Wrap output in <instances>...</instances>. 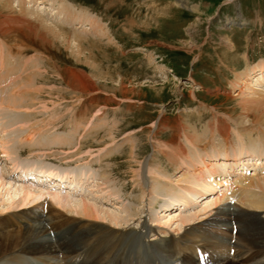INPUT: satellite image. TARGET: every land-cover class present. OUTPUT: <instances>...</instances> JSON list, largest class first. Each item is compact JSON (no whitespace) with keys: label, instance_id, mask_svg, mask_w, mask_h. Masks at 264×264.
Here are the masks:
<instances>
[{"label":"rangeland","instance_id":"rangeland-1","mask_svg":"<svg viewBox=\"0 0 264 264\" xmlns=\"http://www.w3.org/2000/svg\"><path fill=\"white\" fill-rule=\"evenodd\" d=\"M26 2L19 5V0H0V26L21 33L15 41L20 44L17 51L12 48L7 50L8 53L3 46L0 136L20 134V146L33 150L14 161L16 157L9 155L8 159L0 147V213L17 210L16 204H11L18 201L21 188L34 191L39 188L53 195L59 194L69 205L65 211L59 210L46 194L39 205H45L42 212L43 218H47L45 242H51L58 252V247L64 249V258L58 253L53 259L25 254L22 257L28 261L24 264H87L88 260H91L90 264H118L114 260L116 255L109 259L111 261L104 259L103 252L97 257L94 253L101 239L92 237L94 242L83 241L88 235H98L106 243L114 242L119 248L117 254L122 257L136 252L144 256L151 248L155 250V244L163 245L159 240L163 235L208 247L203 236L201 238L196 232V227H203L200 223L206 224L208 233L205 236L208 234L210 239L215 236L225 245L220 252L224 254V260L218 264L263 261L264 246L259 245L264 242V209L257 217H252L247 211H241L238 202L229 198L222 206L205 210L210 202L203 203L204 200L193 191L182 192L175 185L182 180L185 169L175 167L170 156L183 150L187 152L190 147L186 139L190 138L198 142L199 148L204 147L203 151L198 149L199 152L219 154L217 160L223 158L224 148H228L229 154L242 150L243 155H249L246 160L255 157V149L264 156V87L257 92L254 88L258 85L250 79L264 72V0ZM40 5L47 6L48 11L38 14ZM63 7L71 11L70 18L65 12L63 14ZM41 24H47L45 26L50 30L42 28ZM64 70L70 76L84 75L94 84L95 90L88 93L89 98L66 86L61 78ZM247 80L248 85H245ZM250 100L259 103L252 105ZM4 116H11L9 125L3 120ZM158 122L157 132L151 138ZM221 125L228 128L227 133L218 130ZM2 128L7 135L1 133ZM31 129L35 131L33 139L28 136ZM226 135L228 143L223 141ZM238 135H241V142ZM10 159L17 164L12 165ZM232 160L226 163H238L236 159ZM13 166L19 168L17 171L21 170V175L12 170ZM29 168L44 171L51 168L46 171L58 173L57 177L66 180V187L73 182L79 192L70 193L66 190L68 187L61 186L38 187L31 179H21L22 171H29ZM220 168L223 171L224 167ZM225 168L227 170L229 165ZM149 169L153 174H147ZM10 172L16 174L9 176ZM238 172L247 179L253 170H245L240 165L234 168V176ZM93 177L97 180L94 178L84 187L96 188L98 192L80 195L79 185ZM191 177L186 175L187 179L177 184L191 187L201 196L209 194L202 193L203 185H193L195 181ZM220 178L224 176L220 175ZM253 187L252 193L248 191L251 194L247 192L244 197L252 201L243 199V202L257 205L263 200L264 206V184ZM81 202L98 208L97 224L82 221L73 213ZM30 205L19 208L25 210ZM51 207L56 211L49 210ZM223 207L239 213L238 219L232 222L237 225L228 226L229 230L234 227L237 231L238 228L236 235L220 222H217L219 226L208 224L211 220L206 219L205 213L212 215ZM18 216L12 217L0 230V235L9 234L0 238V257L12 251L19 242L21 228L36 223L26 218L20 220ZM190 218L189 223L181 221ZM113 220L118 224L114 225ZM143 224L148 230L142 228ZM189 229L192 236H186ZM76 230L80 232L79 237H75ZM63 233L71 240L67 241ZM143 233H147L144 239L140 237ZM153 237L158 243L152 244ZM11 239L15 241L11 242ZM2 243H6L5 248ZM235 248H240L244 254V248H251L258 256H252L255 261L240 262ZM76 250L78 253L72 255L83 254L77 258L83 261L81 263H76L72 255L71 259L67 257V251ZM184 255L179 253L181 259ZM260 255H263L262 259ZM65 260L69 262L61 263ZM182 260L187 264L188 255ZM9 262L4 260L0 264ZM158 262L175 264L171 259L168 262L158 259Z\"/></svg>","mask_w":264,"mask_h":264},{"label":"bare ground","instance_id":"bare-ground-1","mask_svg":"<svg viewBox=\"0 0 264 264\" xmlns=\"http://www.w3.org/2000/svg\"><path fill=\"white\" fill-rule=\"evenodd\" d=\"M26 1L27 0H19V3L18 4L19 5H24V3ZM26 3H28V2H26ZM65 6H67V4ZM39 7H40V9L38 8L39 9L38 10V14H39V12L41 13V12H44L45 11V13H46V11H48L47 6H45V5H40ZM32 8H34V7H32ZM5 9H7V8H5ZM62 9H63V14L65 12V15H67L70 18L72 13H71L70 10H68V7L67 8L66 7H63ZM21 12L22 11H20V14H21ZM24 12H27V11H24ZM42 21H44V20H42ZM45 25H47V24H41L42 28H44L46 30H50V27L47 28V26H45ZM15 26H17V25H15ZM13 29L14 28H5V27H3V25L0 26V40L3 41L5 43V45H6L5 46L2 42H0V61H3V60H1V58L4 59V57H2L5 54L4 53V48H5L6 52H8L7 50H10L12 48L13 49H16V51H17V47H18L17 45H20L19 43L15 42V41H17V38H19V35L21 33H19V31L13 30ZM37 31H39V30L37 29ZM42 33H43V30H42ZM46 34H47V32H46ZM45 39L48 40L47 37ZM45 39H44V41H45ZM13 41L15 43H13ZM46 43H48V42H46ZM49 44H50V42H49ZM3 46H4V48H3ZM48 46H50V45H48ZM23 51H25V50H23ZM23 51H21V52H23ZM18 53H20V48H19ZM61 73H62L61 78L64 80L66 86L69 87V88H71V89H73L74 91L78 92L79 94H81L80 96H83V95L88 96V93H91V92H93L95 90L94 89V84L87 77H85L84 75L83 76H79V77L73 76V75L70 76L69 73H66L65 70L64 71H61ZM63 75H66V77L64 78ZM250 79H251V83H253V84L256 83L258 85V88H254V89L255 90L257 89L256 90L257 92L258 91L261 92L262 88L264 87V72H260L259 74H257V76H253ZM249 84H250V82H249ZM245 85H248V80H247V83ZM120 86H121L122 89L124 88L123 85H120ZM125 92H127V90H125ZM88 98H89V96H88ZM250 103L252 105L253 104H258L259 101H251ZM10 117L11 116H9V117L8 116H4L3 117V120H5L8 125L10 124L8 122V120H10L9 119ZM5 121H4L3 124H5ZM158 127H159V122L156 124V129H155L156 131L151 135V138H153L155 136ZM227 129H228L227 127L222 126V127H219L218 130L220 132H226L227 133ZM12 130H13V128H12ZM15 131L13 133H16ZM34 132L35 131L31 129V131L29 132V135H28L29 136V139H33L34 138V135H35ZM1 133H3V134L6 133L3 128L1 129ZM6 135H7V133H6ZM1 136H0L1 137L0 138V147L3 149V152L4 151L6 152V154H4V155H6L8 159H9V155H13L12 157H16L14 159V161H15L18 157H20L22 155H25V154L33 151L31 149L26 150V148L24 149L23 147L20 146V143L22 141L21 138H19L20 134L19 135H13V136H6V137H4L3 135H1ZM238 136H239L238 137V141L241 142L240 139H239L241 137V135H238ZM226 137H227V135L225 136V138H224L223 141L228 143V139ZM27 140H28V138H27ZM186 141H187L188 146L190 147L187 152H185L183 150L184 151V152L182 151L183 153L182 152H179L178 154H175L174 156H170V159L171 158L174 159V161H172V163L175 164V167L180 166L181 168L183 167L185 169V174L181 175V177H182V180L181 181H183L184 178H186V175H189L190 174V177L192 176L193 177V181H195V183L193 182L194 183L193 185H195V184H197V185H199V184L200 185H203V187H204L205 190H203L202 193H209L210 194V193L216 192V188H218L220 186L222 187V188H218L217 189L218 190V194H215L214 196L213 195H210L211 198L207 199V202H210V203L208 204V206H207V208L205 210L210 209V208H214L215 209V208H217L220 205L222 206V204L225 202V200L231 197L232 199H234L235 201H237L238 204H240V207L242 209L241 211L242 212H243V210L244 211H247V213H249V216L257 217V214L258 213L263 212L262 209H264L263 208L264 206L261 203L263 200L261 202L260 201L258 202L256 200V198H255V200L258 202L257 205L256 204H248V203H245L246 201H248V202L249 201H252L249 198H248L249 200H247L245 198L246 201L243 202L244 197H246V193L248 191H250L251 188L252 189H255L253 186L259 187L260 184H264V177L262 176L263 175V172H264V156H263L262 153L256 152L257 151L256 149H255V152L254 153L253 152H250L251 154L252 153L255 154V157H253L252 159H250V160H253V161H250V162L248 161V163H249L248 164L246 158H248L247 156H249V155H243V151L242 150L239 149L237 152H235V153L233 152L232 154H229L228 151H227L228 148H226V149L224 148V153L222 155L223 158H220V159L217 160L216 157L219 154H217V155H213V154L212 155H206L207 154L206 152H204V153H202L201 151L199 152L198 149L201 148V150L203 151L204 150V147H201L200 146V148H199L198 144H196L198 142L191 140V138L190 139H186ZM162 147H164V146H161V148ZM242 148H243V146H242ZM170 149H169V151H170ZM204 155L207 156V157H205ZM243 156H245V157H243ZM230 159H233V161H234V159H236L238 161V163H240V164L235 163L234 165L233 164L231 165V164H228V163L225 162V161L228 162V160H230ZM10 160L13 163L12 165H16L17 164L16 162L13 161V159H10ZM220 160H222L223 163H225V164L220 163L219 162ZM38 162H39V160H38ZM228 165H229V168L226 170L225 167L228 166ZM240 165L242 167L247 166V165L254 166V167L250 168V169L253 170L252 175H251L252 177L251 176H249V177L247 176L248 178L246 179L245 178V175H240L239 172H238V175H235L234 176V173H233L234 172V168L240 167ZM220 167H222V168L224 167L223 168V171H221V168ZM246 168L247 167H245V169ZM12 170L13 171H17V170H19V168H14V166H13ZM28 170L29 171H25L24 170L25 172L22 171V174H23L22 176H24V177H22V176L21 177L25 179V178H27L26 177L27 172L30 173V172H34V170H37L35 172V174L32 173V174H34L32 177H33L34 181L37 180L39 182V183L36 184V186H38V187L39 186L40 187L41 186H44V187L45 186H48L49 188H50V186L57 187V185L58 186H61V183L62 182L63 183L65 182L64 181V178L63 177H59V176L55 178V180L57 182H55L54 180L53 181H50V177L52 176L51 173H49V172L45 173L44 170H39V168H37V169H35V168H29ZM188 170H189V172H188ZM20 172H21V170H20ZM37 172H39V174H37ZM151 172H150V169H149L148 172H147V174L148 175L153 174ZM222 172L224 173V175H223L224 178H220V173H222ZM13 174H14L13 172H10V174H8V175L9 176H12ZM241 174H243V172ZM181 181H177V183H181ZM0 183H1L0 186H2V182H0ZM177 183L175 185L182 192H188V191H193L194 192L195 191V193L199 194L198 191L194 190L193 188L188 187V186H179ZM77 184H79V183L77 182ZM70 185H71V187L70 186H67L68 187L66 189L67 192H70V191L79 192V190L76 191L77 187L73 184V182H70ZM32 187H34V186H32ZM38 189L39 188H37V190L34 191L33 189L31 190V188H21L20 189V192H19L20 194L17 195L19 197V199L17 198L18 201L15 202V203L12 202V204H11L12 206L16 204V209L17 210L16 211L12 210V211L7 212V213H4V214L3 213H0V230H3L4 229V226H6L8 224V222L11 220L12 217L14 218V217H17L18 215H21V216H18V217H20V220H24L26 218L29 221L36 222V223H34V225L31 223L30 226H28V227L26 226L24 228H21V231L22 232H21V235H20L19 242H16V244H15L14 248L12 249V251H9V252L4 253L0 257V262H3L4 260H6V261H10L9 264H24L25 261H28L27 258H25L26 260L24 261V258L22 257V255H25V254H29V255H33V256H37V257L38 256L39 257H44L46 259L47 258L53 259V258L56 257V255L58 253V250H56L54 248V246H53V244L51 242L50 243H46L45 242L46 241V237H48V233H47V231L44 228L45 227V222H46V219L47 218H43V214H42L43 208L45 209V205L42 204V206H40V207H39V205H40V203H42V200L41 199H42L43 195L45 196V194H46L51 199V201H53V203L55 204V207L56 208H58L59 210H64L65 211L66 208H67V206L69 205L68 204V200L65 197H63V196H61L59 194L58 195H53L50 192H47L46 190H42V189L38 190ZM219 190H220V192H219ZM250 192H248V193H250ZM198 196L200 197L201 195H198ZM206 197L207 196L203 197V199H205ZM247 197H249V196H247ZM251 198L253 199V197H251ZM207 202H203V203H206L207 204ZM29 204L34 205V208L33 209L30 208L32 205H30L29 208L28 209H25V210L19 208V207H24L25 205H29ZM52 207L49 208V210L56 211V209L55 208H52ZM38 210H41V211L37 212ZM73 213L76 214L78 216V218H80V220L87 221V222H91V223H94V224H97L96 221L98 220L97 218H99L98 217L99 216V210H98V208L96 209L95 207L90 206V205L86 204L85 202L79 203L77 205V207L73 209ZM247 213H246V215H247ZM174 214H175V212H174ZM208 214H209V212L205 213V215H207L206 219L207 220H211V222L210 221L208 222L210 224H212V223L213 224H218L217 222H220L221 225H223V226L226 225V227H227L228 230H229V227H228L229 225L230 226L232 224H236L237 225V222L236 223H232V222H235L236 221L232 217H231L232 220H230V222L229 221L227 222V220H226L227 217L232 216V214H233V211L230 210V208H228V207L221 208L220 211L218 210V212H216L215 214H212V215H210V214L208 215ZM241 214H243V213H241ZM169 215L171 216V214H169ZM246 215H244V216H246ZM174 217H175V215H174ZM101 219H102V217H101ZM110 219H113V218H110ZM223 219H225V220L223 221ZM181 221L183 223H189L190 221H192V219L191 218L190 219H184V220H181ZM113 222H114L113 223L114 225L118 224L116 220H113ZM213 226H215V225H213ZM238 227H239V225H238ZM142 228L143 229H147L148 227L145 224H143L142 225ZM248 228H250V227H248ZM149 229L151 230V228H149ZM230 229H232V228H230ZM189 230H190V232L187 231L186 232V236L187 235H190V236L193 235L191 229H189ZM232 231L233 232H236V229L233 227ZM79 233L80 232H77V230H76L75 237H79L80 236ZM8 235H9L8 233L1 234L0 235V238L1 237H7ZM202 236H203L204 243H206L209 248L206 247V246H204V248L206 247L205 250H203L205 252H200V253H197L196 255H198V256H201L202 255V257L205 255L206 257H208L210 259V262L211 263H214V264H218L219 262L223 261L224 258H222L221 256H219V255H221L220 252H221L222 249L221 250H219V249L222 248V247H224V246L222 244H220L218 240H216V241H213L212 240V243H211L209 241V239H208L209 238L208 236H205L204 234H202ZM92 237H94L95 240H98L99 238L101 239L99 242L97 241L98 242V246L96 247L97 248L96 249V253L97 254L96 253H94V254L97 255V257H98L99 256V253H102L103 252L102 255H104V259L106 261L107 260L108 261H111L109 259H111V257L113 258V256L116 255L114 260H116V262L118 264H132L133 262H134V264H155V261L157 260V258H156V253H154V252H160V253L161 252H164L168 257H171L172 256L171 246L172 245L175 246L174 242H172V240L170 239L167 247L160 246V245L158 246V244H155L153 249H155L157 251H155V250H154V252H151V251L148 252V251H146V253H145L144 256L143 255L142 256L140 255L141 252L140 253L139 252L138 253L136 252L134 254H132V253L131 254L130 253L127 254L125 252L126 254L124 255V257H122L123 255L117 254V251H119V248H117L118 246L116 247V244L114 242L106 243L103 240V238L100 237V236H98V235H96V236L88 235L87 237H84V240L83 241H85V242L87 240L92 241L91 240ZM14 241H15V239H11V242H14ZM206 241H209V242H206ZM92 242H94V240ZM165 243H167V241ZM248 243H251V241L249 240ZM246 245H248V244L246 243ZM1 246H2V248L3 247L5 248L6 247V243H2ZM259 246H261V247L264 246V242H262ZM249 249H251V248H249ZM212 250L216 253V256L217 257L216 256L215 257L212 256V254H214V252ZM93 251H94V249H92V252ZM254 252L255 251H253V250H249L248 251V254L246 256L240 257V259H238V260L240 262L241 261L249 260L254 255ZM70 253L76 254V253H78V250L73 251V252H70ZM82 256H83V254H81L79 256H74V257L72 255L73 260H75L76 263L80 261V259H77V258L82 257ZM92 256H94V255H92ZM186 257H187L186 255L183 256V259H185ZM180 260H181V257L178 258V262ZM188 260H189L188 264H202L201 263V260H200V257H197V256L196 257H193V256L190 257V256H188ZM262 263L264 264V260L263 261H257V262H255L253 264H262ZM3 264H7V263H3Z\"/></svg>","mask_w":264,"mask_h":264}]
</instances>
